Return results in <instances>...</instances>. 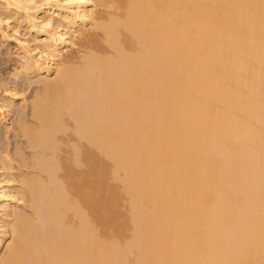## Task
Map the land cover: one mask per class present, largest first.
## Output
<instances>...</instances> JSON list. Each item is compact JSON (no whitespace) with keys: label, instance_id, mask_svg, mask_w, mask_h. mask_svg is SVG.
<instances>
[{"label":"bare ground","instance_id":"obj_1","mask_svg":"<svg viewBox=\"0 0 264 264\" xmlns=\"http://www.w3.org/2000/svg\"><path fill=\"white\" fill-rule=\"evenodd\" d=\"M0 5L44 75L0 104L37 170L1 159L0 264H264V0Z\"/></svg>","mask_w":264,"mask_h":264},{"label":"rangeland","instance_id":"obj_2","mask_svg":"<svg viewBox=\"0 0 264 264\" xmlns=\"http://www.w3.org/2000/svg\"><path fill=\"white\" fill-rule=\"evenodd\" d=\"M15 17L14 16L11 17V13L8 12L5 8H3L0 5V18H4V19L8 18L10 23H11L10 27H7V25L5 23H0V94H1V96H0V99H1L0 100V104L4 103L5 101H8V99H10L11 92L12 93H14V92L17 93L19 98L26 97L27 98V102L24 103V104L21 103L20 105H18V108H16V111H15L14 118L16 120H19V118L21 119L23 117L22 119H24V121H27V124L28 123L29 124H31V123L34 124L35 123V119H34V116L31 114L32 110H31V107H30V103L32 101L31 98H33V96L35 94L34 92H38L39 88L41 87L40 84L42 85V83L41 82L39 84H37V83L39 82L38 81L39 78H42L44 75H37L38 77L37 76H32V78H31V76L30 77H25V76L19 74V72H20V63L21 62H20V58H19L20 56H16V55H19L18 54L19 53V51H18L19 50L18 49L19 48V43L17 44V41L15 40V34H13V33H14L15 30L19 29L18 30L19 34L20 33H22V34H20L21 36L20 35L18 36V34H16L17 38L21 37L20 39H24V38L27 37L28 40H31V42H34V43H37L36 39H39L41 37L43 38V36L42 35H38V34L36 35V33L32 32V31L29 32L28 28H27V25L22 20H19L20 18H18V17L15 18ZM19 23H20V25H18ZM22 35H24V36H22ZM78 50H82V51H86L87 50L88 51V49H85L84 47L83 48H79V49L77 48L76 52ZM49 76H50V78H54L56 76V73H51ZM34 80H37L38 82L37 81L34 82ZM14 81H15V83H14ZM29 84H31V85H29ZM36 87H37V89H36ZM8 92H10V93H8ZM27 110H28V112H27ZM21 113H23V114H21ZM16 127H17L16 125H12L11 123L8 124V126L0 123V131H1L0 132V136H1L0 137V162H2L1 159L4 160V158L7 155L10 156V159H12V161H11L12 165L14 167L13 168L14 177L17 180V182H19L18 183V188H19V187H21L20 179H22L24 177V175L25 176L26 175H31V173H33L32 171H34V170L37 171V170L33 166L31 167V164H29V162H25L20 157V155H18L19 154L18 151H22L23 155L26 153L25 156L27 158L29 156V158H30V157H32L33 152H36V151H34V149H33V151L31 150L32 147L29 145L28 138L23 134L22 130H20L19 127H17L18 129H16ZM25 140H26V142H25ZM8 143H9V145H8ZM28 150L30 151V153H29ZM24 162H25V164H24ZM2 163H4V162H2ZM2 163H0V165H3ZM27 166H28V168H26ZM2 167L3 166H0V172H4V174H6L4 176L9 178L7 171H5L6 169L2 168ZM26 170H28V171H26ZM25 204L21 203L20 207L23 208L24 210L28 211V214H31L32 213V208H30V206H26ZM28 207L30 209H28ZM12 239H13V237L10 236L8 241L11 242ZM6 244H4L0 248V258L2 256V254L4 253Z\"/></svg>","mask_w":264,"mask_h":264}]
</instances>
